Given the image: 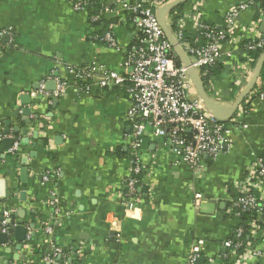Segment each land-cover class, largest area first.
<instances>
[{
    "label": "crops",
    "instance_id": "crops-1",
    "mask_svg": "<svg viewBox=\"0 0 264 264\" xmlns=\"http://www.w3.org/2000/svg\"><path fill=\"white\" fill-rule=\"evenodd\" d=\"M157 1L156 17L161 7L179 1L163 23L172 37L186 34L177 45L189 62L185 45L199 42L196 13L224 28V12L243 0ZM72 5V0H0V135H9L0 141V216L9 227L0 234V264H46L43 257L52 248L59 257L77 260L74 264H186L197 241L202 247L196 264H235L246 249L232 254L224 245L238 224L228 211L233 185L264 158V102L249 100L261 85L259 77L232 117L247 128L234 129L215 158L204 157L198 174L179 164L162 138L144 136L138 156L151 174L143 179L137 209L128 212L116 193L131 167L127 89L75 94L68 87L56 98L52 84L62 63L125 72L123 50L135 41L133 27L125 14L109 24L120 46L111 49L96 39L87 13ZM255 12L241 13L243 27L223 48L233 58L225 56L213 75L207 70L202 79L197 73L206 92L217 86L216 102L224 107L234 105L256 68L244 52V31L262 35L264 19ZM238 63L248 64L241 77ZM42 81L46 94L40 97ZM188 84L198 94L189 75ZM4 139L17 141V150ZM195 194L201 195L198 202ZM258 194L264 201V187ZM252 237L243 240L264 252V233ZM246 263L264 264V256Z\"/></svg>",
    "mask_w": 264,
    "mask_h": 264
},
{
    "label": "built area",
    "instance_id": "built-area-1",
    "mask_svg": "<svg viewBox=\"0 0 264 264\" xmlns=\"http://www.w3.org/2000/svg\"><path fill=\"white\" fill-rule=\"evenodd\" d=\"M96 0H72V8L77 12L87 13V6ZM262 0H243L223 14L225 27L212 25L202 20L196 13L193 22L198 34V44L185 45L190 67L205 78L207 70L214 68L224 57L233 58L231 53L223 52L225 45L234 43L233 32L243 27L239 21L242 12L256 11L260 19H264L261 10ZM157 0H99L100 7L89 16L91 24L104 19L117 18L122 21V14L133 27L135 41L124 49L123 70L116 72L107 70L104 66L91 63L71 66L61 64V76L54 78L56 89L53 97L63 96L71 87L75 94H92L95 90L126 88L129 107L126 120L130 127L127 136L131 167L129 174L117 189V196L125 210L137 209L138 195L143 187V179L151 173L148 167L140 162L138 151L145 135L162 138L175 156L177 162L186 166L194 175L201 169L202 159L215 158L225 146L229 145V137L234 129H246L247 125L240 123L238 118L220 121L208 112L200 96L192 92L188 84V69L183 64L177 65L178 59L171 42L166 37L156 17ZM124 20V19H123ZM110 25L103 36L96 39L107 47L120 50ZM100 27H95V32ZM230 30V31H228ZM244 52L247 63H254L253 53L264 51V35L244 31ZM172 39L181 43L183 34L178 32ZM237 64L240 75L246 71V65ZM241 77V75H240ZM45 82L38 84L37 96L44 95ZM213 84L207 92L213 100L219 99ZM264 102V93L258 96ZM9 135H0V141ZM18 142L14 141L11 151H16ZM43 182L49 180V174L42 177ZM264 158H258L246 178L233 185L234 198L229 204V214L238 222L230 239L224 245L232 254L240 248L245 253L238 256L235 264H247L249 260H259L264 256L262 247H251V242H244V237H258L264 233V227L258 223V218L264 222V211L259 204L262 194L256 198L254 193H260L264 187ZM146 188V187H145ZM200 194L194 195L199 201ZM243 212L249 214L244 225H240ZM258 217H256V216ZM44 231L47 236L52 233L51 223L45 222ZM9 227L4 216H0V234L8 233ZM202 242L192 245L186 264H196L201 251ZM241 250V249H240ZM46 264H71L59 260V250L52 248L44 257Z\"/></svg>",
    "mask_w": 264,
    "mask_h": 264
},
{
    "label": "water",
    "instance_id": "water-1",
    "mask_svg": "<svg viewBox=\"0 0 264 264\" xmlns=\"http://www.w3.org/2000/svg\"><path fill=\"white\" fill-rule=\"evenodd\" d=\"M182 1H184V0H182ZM178 2L179 1H177L171 5L168 4L164 7H161L157 13V20H158L161 28L163 29L166 37L171 42V44L174 48V51L180 57V59L183 61L182 62L183 65L187 67L188 74H189V76H190V78H191V80H192V82H193V84H194V86L198 92V95L200 96L205 108L208 110V112L210 114H212L218 120L228 121L233 117V115L237 111L239 105L244 100V98L248 95V93L251 91L253 84L258 79L262 65L264 63V53L261 54V56L259 57V59L256 63V68H255L254 74H253L249 84L247 85V87L245 88L243 93L238 97V99L236 100L234 105L232 107H224V106L220 105L218 102H216L215 100H213L211 97L208 96L207 92L204 89V86H203L201 80L198 77L197 72H195L190 67V64H189L187 58L180 51V49H178L177 43L174 42V40L172 39V36H170V34L168 33V31L165 28V25L163 23L164 14L171 6H176V4H178ZM260 31H261L262 35H264V20L260 24ZM53 86H55V84L54 85L52 84V87ZM51 89L54 90V88H51ZM28 112H29V110H26L25 114H28ZM4 133L5 134L8 133V130H5ZM3 143L7 146V148L10 149L14 143V140L13 139H4ZM22 173H25V170H23Z\"/></svg>",
    "mask_w": 264,
    "mask_h": 264
},
{
    "label": "trees",
    "instance_id": "trees-1",
    "mask_svg": "<svg viewBox=\"0 0 264 264\" xmlns=\"http://www.w3.org/2000/svg\"><path fill=\"white\" fill-rule=\"evenodd\" d=\"M99 7H100L99 0L92 1V2H90L88 4L87 9H86L87 10L88 19H89V16L95 12L94 10L95 9H98ZM261 10L264 13V0H262V2H261ZM255 16L259 17V14H257L255 12ZM117 20H118L117 18H110V19L101 20V21H99L97 23H93V26L94 27H98V28L100 27V30H98L97 32H95L96 36H98V37L103 36V34L105 33V31L107 30L108 25L111 24V23H114ZM128 23L130 24V22H128ZM185 35L186 34H183V40L184 41L187 40L186 39L187 37ZM262 53H264V51H257V52H255V53L252 54V56L254 57V60L256 62H257V60L259 59V57L261 56ZM176 63H177V65H179L178 59L176 60ZM218 67H219V64H217L214 68H210L209 69L210 70V74L211 75L215 74V71H217L216 69ZM259 83L261 85L259 87H257V86L255 87L256 90H257L256 96L255 97L249 96L250 97L249 98L250 101H252L254 98H256L260 93H264V63L262 65V68H261V71H260V74H259ZM140 190L143 193L144 190H145V187L141 188ZM254 194H255L256 198H258V200H259V194L258 193H254ZM259 204L261 205V207H262V209L264 211V201L263 202H259ZM250 213H253V212H250ZM250 213H248V212L241 213L240 221H239V224L240 225H244L245 224V222L248 220V217H249V214ZM258 223L260 224L261 227H264V222H262V220L260 218H258ZM59 260L60 261H65L66 260V261L70 262L71 264L77 263V260H71V259H69L68 256L67 257L60 256L59 257Z\"/></svg>",
    "mask_w": 264,
    "mask_h": 264
}]
</instances>
